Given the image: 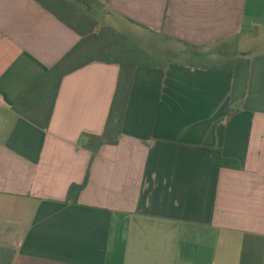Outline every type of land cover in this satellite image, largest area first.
<instances>
[{
    "label": "crops",
    "instance_id": "1",
    "mask_svg": "<svg viewBox=\"0 0 264 264\" xmlns=\"http://www.w3.org/2000/svg\"><path fill=\"white\" fill-rule=\"evenodd\" d=\"M96 1L107 25L161 65L137 66L119 142L91 159L82 135L103 132L119 65L67 74L38 127L13 105L80 36L36 0H0V247L14 250L10 264H264V50L225 55L245 32L264 37V0ZM156 41L181 59L159 60ZM196 52L232 61V72L199 66ZM87 170L77 203L65 201Z\"/></svg>",
    "mask_w": 264,
    "mask_h": 264
},
{
    "label": "trees",
    "instance_id": "2",
    "mask_svg": "<svg viewBox=\"0 0 264 264\" xmlns=\"http://www.w3.org/2000/svg\"><path fill=\"white\" fill-rule=\"evenodd\" d=\"M36 1L77 32L80 39L13 105V109L20 116L46 130L51 120L61 81L67 74L91 62L119 65L117 86L103 132L82 135V147L90 151L92 159L102 145H116L119 142L130 88L137 66L161 65V63L147 50L128 41L107 24L95 32L99 21L87 12L91 11L93 7H101V3L96 0ZM192 56L198 59L199 66L232 72V61L223 64L211 63L205 61L202 53L199 52L193 53ZM220 165L221 167L240 168L239 162L230 158H222ZM88 172L87 170L81 183H72L68 187L65 201L77 203L80 191L87 184ZM13 254V249L0 247V264H10Z\"/></svg>",
    "mask_w": 264,
    "mask_h": 264
},
{
    "label": "rangeland",
    "instance_id": "3",
    "mask_svg": "<svg viewBox=\"0 0 264 264\" xmlns=\"http://www.w3.org/2000/svg\"><path fill=\"white\" fill-rule=\"evenodd\" d=\"M82 10V9H81ZM88 14H91L97 21H99V24L95 28V32H98L99 29H101L105 24H107L104 19L101 17V12H99V8L93 7L91 11L87 12ZM133 34V33H132ZM244 39L246 41H244ZM238 43L241 42V44H229V46L226 49L225 55L227 57L233 56L235 52L240 51H253V50H264V37H258L256 36V31H251V33L245 32L243 33L239 39H237ZM253 41V42H249ZM245 43V44H242ZM154 49L158 52V59L160 60H180L181 55L177 52L176 49L170 48L168 46H165L164 44L159 43V41L154 42ZM195 61H198L197 58H195ZM230 62V60H226L224 63Z\"/></svg>",
    "mask_w": 264,
    "mask_h": 264
}]
</instances>
